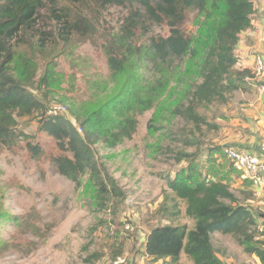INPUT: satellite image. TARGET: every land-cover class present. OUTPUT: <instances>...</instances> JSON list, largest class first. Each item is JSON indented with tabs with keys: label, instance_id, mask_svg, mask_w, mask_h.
I'll return each mask as SVG.
<instances>
[{
	"label": "rangeland",
	"instance_id": "rangeland-1",
	"mask_svg": "<svg viewBox=\"0 0 264 264\" xmlns=\"http://www.w3.org/2000/svg\"><path fill=\"white\" fill-rule=\"evenodd\" d=\"M53 6L48 3L35 29L14 42L16 58L10 68L14 76L31 84L33 92L47 94L49 105L65 106L64 114L75 122L74 114L82 117L137 85L153 87L161 80L167 86L165 90L153 87V105L137 113V131L131 139L115 148L101 142L94 145L103 180L117 188L111 193L99 191L88 174L80 186L62 175L55 159L71 154L40 129L36 112L13 113L9 136L0 141V264H110L119 255L138 264L144 254L143 238L153 227L174 224L191 229L195 225L186 213V201L167 183L188 166L189 159L177 161L178 152L193 154L190 160L198 169L209 171L207 179L222 178L231 187L233 170L225 166L228 158L219 140L230 125L229 107L240 88L228 92L225 103H200L196 111L204 121L197 126L172 114L180 102L188 105L184 93L198 81L188 72L187 58L173 67L161 66V71L150 61L148 45L153 38L169 35L166 22L142 17L132 47L127 48L120 40L138 5L70 6L73 21L81 18L83 27L68 39L61 33L63 23L54 18ZM203 20L198 10L188 9L182 30L192 36ZM111 52L127 59L124 71L117 73L110 67ZM249 78L240 83L242 91L248 88ZM31 146L39 148L38 155ZM212 240L224 264H246L250 254L232 235L214 232ZM144 262L173 264L156 263L147 256ZM179 263L195 264L185 253Z\"/></svg>",
	"mask_w": 264,
	"mask_h": 264
},
{
	"label": "trees",
	"instance_id": "trees-1",
	"mask_svg": "<svg viewBox=\"0 0 264 264\" xmlns=\"http://www.w3.org/2000/svg\"><path fill=\"white\" fill-rule=\"evenodd\" d=\"M64 1L65 4L60 6L59 0H0V141L9 136L8 126L15 111L21 116L36 112L40 129L54 137L62 151L71 154L59 156L55 161L58 171L76 186H80L81 178L88 174L99 191H117L115 185L109 186L103 180L94 145L101 142L108 148H115L131 139L137 131V113H143L153 105L154 88L165 90L167 85L161 80L153 85L154 88L150 84L137 85L130 93L120 95L82 117L74 114L75 122L64 113L49 115L51 105L45 101L47 94L42 96L33 92L29 88L31 84H25L10 72L16 58L14 42L35 29L38 16L48 3H53L54 18L63 23L61 33L66 39L74 30L79 32L83 27L81 18L73 21L74 15L69 8L78 4L138 5L128 18L120 40L127 48L132 47L131 40L142 17L157 24L166 22L169 35L153 38L148 45L150 61L161 71V66L173 67L176 61L187 58L188 72L197 75L198 81L184 93L188 105L180 102L172 114L182 115L197 126L204 121L196 111L200 103L211 104L216 100L225 103L228 92L241 89L240 83L253 77L249 68L233 69L239 62L235 51L240 34L251 27L255 11L253 0ZM188 9L198 10L204 16L199 30L192 36L186 35L181 27ZM40 41L45 46L46 37ZM126 61L120 55L110 53L109 64L115 72L124 71ZM78 125L82 128L81 133ZM31 149L34 155L39 154L37 146H31ZM192 155L178 152L177 161L189 159L188 166L174 178H168L167 183L177 197L186 201V213L195 220V225L191 229L174 224L153 227L143 240L146 255L153 261L168 260L180 264L181 254L185 253L195 264H224L212 240V234L220 232L232 235L246 253L255 254L264 263L261 247L264 245V228L259 226L250 206L252 192L238 191L237 194L222 178L207 179L209 171L204 173L198 169L190 160ZM198 159L199 156L196 161Z\"/></svg>",
	"mask_w": 264,
	"mask_h": 264
},
{
	"label": "crops",
	"instance_id": "crops-1",
	"mask_svg": "<svg viewBox=\"0 0 264 264\" xmlns=\"http://www.w3.org/2000/svg\"><path fill=\"white\" fill-rule=\"evenodd\" d=\"M254 8L251 27L240 34L235 51L239 58L237 63L239 69L249 68L251 70L254 55L256 53L264 55V0L254 1ZM257 83L258 80L249 78L247 80L248 88L243 91L240 89L236 93L234 101L229 107L230 125L225 128L224 135L219 141L220 145L225 147L247 150L264 162V154L259 150L260 143L264 139V92L258 91ZM261 83H264V76L261 78ZM225 166L233 170L230 178L232 189L252 192L249 203L257 217L259 226L264 228V191L253 185L250 180L243 179L240 173L233 169L229 159L225 161ZM261 247L264 250V245ZM142 251L144 254L138 258V264H146L144 262V258L147 256L145 248H142ZM147 257L153 260L151 257ZM163 261L160 260L161 263ZM128 264H133V260H130ZM246 264L264 263L255 254H250Z\"/></svg>",
	"mask_w": 264,
	"mask_h": 264
},
{
	"label": "built area",
	"instance_id": "built-area-1",
	"mask_svg": "<svg viewBox=\"0 0 264 264\" xmlns=\"http://www.w3.org/2000/svg\"><path fill=\"white\" fill-rule=\"evenodd\" d=\"M252 79L258 80V91L264 92V83H261V78L264 76V55L256 53L254 55V63L251 69ZM65 106H51L48 110L49 115H58L64 113ZM78 131L81 133L82 128L78 125ZM259 150L264 154V139L261 141ZM225 153L233 168L240 173L241 177L250 180L253 185L261 188L264 191V162L257 156L247 150H238L230 146L225 147ZM128 256L121 255L111 260L110 264H128Z\"/></svg>",
	"mask_w": 264,
	"mask_h": 264
}]
</instances>
